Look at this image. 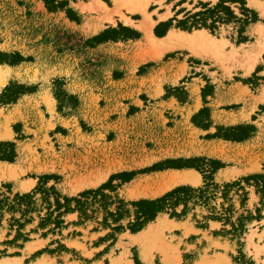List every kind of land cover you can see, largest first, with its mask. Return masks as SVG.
I'll use <instances>...</instances> for the list:
<instances>
[{
    "label": "rangeland",
    "instance_id": "rangeland-1",
    "mask_svg": "<svg viewBox=\"0 0 264 264\" xmlns=\"http://www.w3.org/2000/svg\"><path fill=\"white\" fill-rule=\"evenodd\" d=\"M56 1L55 5L64 3L62 8L48 6L45 0H0V53H19L25 59L19 65L0 64V82L3 77L6 80L0 98L12 86L33 91L22 95L15 104L0 103V144L15 143L18 155L14 163L0 161V188L10 186L13 194H27L44 182L47 187L55 186L62 196L74 198L99 189L112 176L140 173L127 184L115 179L117 192L107 191L131 204L161 198L182 186H205L203 174L190 169L202 176L201 185L183 184L154 195L171 175L169 171L187 170L169 168L141 173L157 164L175 167L183 165L180 160L199 159L197 166L218 161L227 169L219 177L216 174L220 170L211 176L218 190L209 204L194 205L192 201L182 218L163 213L142 230L153 227L148 242L152 254L148 259L135 241L142 231L134 234L128 229L133 216L120 223L125 228L121 233L101 227L100 213L86 225L70 226L47 238L42 237L43 231L30 233L38 225L36 221L25 231L30 234V241L14 245L10 242L16 232H10L11 215L6 214L0 227V263L264 264V192H259L251 182L243 183L244 191L234 188L226 198L223 196L227 184L264 176V162L250 157L251 150L226 144L211 149L205 144L219 128L250 125L256 128L250 139L257 137L250 149L264 153V60L255 72L247 70L257 58L252 43H264V0L246 2L258 14L259 21L245 29V43H239V24L223 25L216 34L202 29L220 40L221 52L217 57L211 52L201 56L182 47L164 55L162 50L158 56L144 32L126 25L120 13L138 25L155 22L154 34L160 24L171 20L174 23L170 30L189 34L199 30L178 29L177 21L183 20L187 12L201 11V3L216 5L221 0H148L145 12L135 13L117 8L113 0ZM229 6L240 13L241 3ZM180 12L183 13L179 15ZM106 31L109 33L98 39ZM178 62L187 64L186 74L178 76ZM160 88L164 99H175L177 106L187 108L183 115L188 117L187 122L180 113H160L154 109L134 117L141 107H152L148 95ZM60 89L67 96L58 100L56 94ZM216 91L219 103L209 106ZM135 101L142 102V106H134ZM204 109L208 113L201 122L209 126L207 131L192 122ZM237 112L238 115L234 114ZM216 114L222 116L224 124L215 122L214 118L221 119ZM258 129L263 134L257 135ZM211 152L220 153L228 163L204 156ZM103 156L112 160L107 177L97 186L74 191L71 185L99 172ZM168 161L172 164H166ZM246 165L255 172L242 174L244 169H240ZM164 172L167 173L161 174ZM44 176L52 179L42 180ZM22 183L33 185L26 191ZM128 209L134 215L131 205ZM183 209L180 206L177 212L181 214ZM213 217L222 218L215 221ZM158 219L166 227L164 223L157 227ZM66 222H79V215H68ZM60 244L66 250L58 249Z\"/></svg>",
    "mask_w": 264,
    "mask_h": 264
},
{
    "label": "trees",
    "instance_id": "trees-1",
    "mask_svg": "<svg viewBox=\"0 0 264 264\" xmlns=\"http://www.w3.org/2000/svg\"><path fill=\"white\" fill-rule=\"evenodd\" d=\"M45 2L48 6L51 5L53 8H62L64 5V3L59 2L55 5L57 2L56 0H45ZM246 2L247 0H221L216 5L201 3V11L196 13L187 12L183 20L177 21V28L187 32L206 29L212 34H216L220 31L221 26L235 23L242 26V30L239 32L241 35L239 43H245L247 42L246 37L243 36L245 29L251 24L259 21L258 14L249 9ZM230 3H241L239 14L229 6ZM181 13L183 12H180L179 15ZM173 23L174 20L160 24L155 29V35L158 38L165 37L173 26ZM162 27H166V30L162 31ZM125 30L126 32H130L128 29ZM107 33L109 32H104L98 39L105 36ZM2 58L5 59L2 60ZM24 61L25 59L19 53L10 56L0 53V64L7 63L14 66ZM32 92V90L24 86L8 87L0 98V103L3 105L15 104L22 95ZM64 96L67 95L61 89L56 94L58 100L60 97ZM206 113H208L207 109L202 110L193 118L192 122L196 127L207 131L209 130V126L201 122ZM206 120L210 121L209 118ZM218 131L219 132L214 135H209L208 139H222L229 142L241 143L254 136L256 128L247 125L219 128ZM17 157L15 143L7 142L0 144V161L14 163ZM199 161V159L180 160V163H183V165L175 167H164L165 164H157L151 169H146L141 173L163 171L169 168L197 169L204 176V187L194 189L192 187L182 186L174 189L161 198L155 200H140L131 204H127L124 200L120 199L118 195L111 196L107 194V191L111 193L117 192L118 188L113 185L115 179L118 178L122 180L123 184H127L134 180L140 173H122L112 176L110 181L99 189L85 191L74 198L62 196L55 186L47 187V183L44 182H40L35 190L27 194H13L10 186H4L0 188V227L2 226L5 215L10 214L9 230L10 232H16L15 238L10 244L16 245L20 241L24 243L30 241V234L25 233V231L28 226L34 225L36 221H38V225L32 229L30 233H39L43 231L42 237L47 238L49 235L61 234L64 229L70 226L86 225V222L92 221L96 215L102 213L103 221L99 224L105 229L112 230V233L123 232L125 228L120 225V223L124 219H131L133 216V221L130 222L128 229L135 234L142 231L149 223L155 221L160 214L168 213L172 218H182L186 215L190 202L195 201L194 205H207L216 197L215 194L217 193L218 186L213 183L211 176L223 169L224 165L218 161H209L211 162L210 165L205 163L204 167H201L196 165ZM171 162L172 161H168L166 164H172ZM207 173L209 176H206ZM50 179H52L50 176L42 177V180L48 181ZM251 182L254 183L259 192H264V176L257 175L224 186V198H226L234 188H237L238 191H244L243 183L250 185ZM247 195L248 193H245V197H247ZM129 205L134 208V215H132L131 210L128 209ZM180 206L184 207L181 214L177 212ZM226 212H230V210ZM71 214H78L79 222L67 224L66 217ZM213 218L215 221H220L222 217ZM234 231H237V229H234ZM112 236H114V234L108 235V237ZM58 249L62 251L66 250L61 244Z\"/></svg>",
    "mask_w": 264,
    "mask_h": 264
},
{
    "label": "crops",
    "instance_id": "crops-1",
    "mask_svg": "<svg viewBox=\"0 0 264 264\" xmlns=\"http://www.w3.org/2000/svg\"><path fill=\"white\" fill-rule=\"evenodd\" d=\"M99 2H101V0H98ZM114 1V0H113ZM249 2L250 1H260V0H248ZM91 3V1L90 2H88V4H90ZM102 3V2H101ZM98 5H101V4H99V3H97ZM101 7H104V6H101ZM120 15H121V18H122V20H123V16H125L124 14H122V13H120ZM125 17H127V16H125ZM127 18H129V17H127ZM130 19V18H129ZM108 20H111L112 21V19L111 18H109ZM124 21V20H123ZM133 21V20H132ZM134 22V21H133ZM150 22V21H149ZM149 22H147V23H149ZM153 22V21H152ZM153 23H155V22H153ZM126 24V23H125ZM126 25H128V24H126ZM129 25H131V24H129ZM140 25V24H139ZM138 24H133V26H135L136 28H138V26H139ZM155 25V24H154ZM153 28H154V26H153ZM139 29V28H138ZM141 30V29H140ZM200 31V30H199ZM201 31H205V30H201ZM152 32H153V29H152ZM197 31H195L194 33H196ZM194 33H189V34H187V33H185V32H178V31H176V30H169L168 31V33H167V35L164 37V38H168L169 36H171V35H173V36H177V37H180V36H184V37H186V36H189V35H191V34H194ZM205 33L208 35V36H210L211 38H213L211 35H209L208 33H207V31H205ZM261 33L263 34V36H264V30L262 29V31H261ZM153 35H155L154 33H153ZM155 37H157V36H155ZM213 39H215V38H213ZM216 40V39H215ZM218 42L220 41V40H217ZM148 44H150L149 42H148ZM151 45V44H150ZM184 46V47H183ZM252 46H253V53H257V58L255 59V61L253 62V63H250L252 66H250V68L252 67V69L250 70L251 71V73H253V72H255V70H256V68H257V66L260 64V62L262 61V60H264L263 59V55H264V43L262 44V45H258L257 46V44H256V42L255 43H252ZM152 47V46H151ZM180 47H182V48H189L192 52H194L195 54H198V55H201V56H207V54L208 53H210V52H204L205 54H200V53H198V52H196V51H194L192 48H190V47H188L186 44H181V43H176V44H173V45H170V46H168V47H166V49H162V50H164V52L162 53V55H164L166 52H170V51H174V50H176V49H180ZM153 48V47H152ZM153 49H155V48H153ZM155 50H157V49H155ZM161 50V51H162ZM161 53H159V51L157 50V55L159 56ZM190 56H192V55H190ZM214 56H218V55H215L214 54ZM196 58H200L201 60L203 59V58H201V57H196ZM175 66L179 69L178 71H177V74H178V76H180L179 74L180 73H187L188 72V66H187V64L186 63H184V62H178V63H175ZM249 69V68H248ZM249 73V72H248ZM162 88H160V89H156V91L155 92H151V93H149L150 95H148V100H149V103H150V106L152 105V107H146V106H143V107H146V109H143L142 107H141V110L140 111H138L136 114H135V116L134 117H136V118H139L138 116H141V115H144V114H146L147 112H149L151 109H154V110H156V111H158V112H160V113H166V112H168V111H173V112H175V113H180V114H182V116L183 115H185L184 114V111H186L187 110V108H185V107H179V106H177L176 104L178 103L175 99H171V98H165L164 99V92H162V90H161ZM219 95H218V92L216 91V93H215V95L211 98V100H212V102L211 103H209V106H216V105H218V103H219ZM132 104H134V106H137V107H140V106H142V102H140V101H135V102H133ZM260 104H262V103H260ZM194 112H196V110L194 111ZM213 113L215 114V112H214V109H213ZM234 114H236V115H238L239 113L237 112V113H234ZM217 116L216 117H220L221 119H222V116L220 115H218V114H216ZM133 117V118H134ZM183 117H185L186 118V122L188 121V117L187 116H183ZM216 120L215 118H214V120H215V122H217L218 124H224V121H223V119L222 120ZM179 122V121H178ZM180 123V122H179ZM197 129V128H196ZM206 133V132H205ZM261 134H263V133H260V131H259V129H258V133H257V135H261ZM257 143V137L255 136V137H253L252 139H250V140H248V141H245V142H241V143H237V142H229V141H225V140H222V139H207L206 140V142H205V144H206V147H210L211 149H216V148H221L222 146H224V144H226L227 146H232V147H236V148H241V149H243V150H251V154L249 155L250 157L251 156H254L255 158H259V160H260V162H264V153H262L261 151H259V150H252V149H250L253 145H255ZM208 145V146H207ZM204 156H206V157H209V158H213V159H217V160H221V162H223V163H228V160H226V157H224V156H221V154L220 153H213V152H211V153H204ZM103 163L102 164H100L99 165V172L98 173H96V174H103V173H105V172H108L110 169H111V167H109V165L111 164V162H112V160H111V158L110 157H108V156H103ZM9 166V165H8ZM227 169V168H226ZM226 169H221L217 174H216V177H219V176H221V174L224 172V171H226ZM242 169H244L243 170V172H242V174H246V171H249L250 170V168L246 165L245 166V168H241L240 170H242ZM102 172H101V171ZM185 172H193L195 175H194V177H195V180H196V183H179V184H175V185H173L171 188H174V186H179V185H183V184H190V185H196V186H198V184L199 185H201L202 183H203V180H202V176L198 173V172H194V170H190V169H187V170H179V171H169V173L168 174H171V175H169L168 177H167V179H171V178H175V177H178V176H180L181 174H183V173H185ZM249 172H255V171H249ZM165 173H167V172H164V173H161V174H165ZM92 174H95V173H92ZM92 174H89L88 176H90V175H92ZM108 174V173H107ZM200 176H199V175ZM107 177V176H106ZM80 178V177H79ZM78 178V179H79ZM77 179V180H78ZM201 180V181H200ZM82 181H85L84 179H82ZM33 185V184H32ZM99 185V184H98ZM87 186H89V185H87ZM95 186H97V185H95ZM162 186H163V184H162ZM71 187H72V189L75 191V189H74V185L72 186L71 185ZM84 187H86V186H84ZM84 187H80V188H78L76 191H78L79 189H81V188H84ZM171 188H169V189H171ZM168 190V189H167ZM166 190H164L162 193H164ZM135 191H133V193H134ZM161 193V194H162Z\"/></svg>",
    "mask_w": 264,
    "mask_h": 264
},
{
    "label": "bare ground",
    "instance_id": "bare-ground-1",
    "mask_svg": "<svg viewBox=\"0 0 264 264\" xmlns=\"http://www.w3.org/2000/svg\"><path fill=\"white\" fill-rule=\"evenodd\" d=\"M114 3H115L117 8H126L131 13H135L138 11L139 12H145L147 7H148V0H114ZM123 20L128 25L134 24V22L131 19H129L125 16H123ZM154 24L155 23L150 21L149 23H146V24H140L138 26V28L144 32V34L146 35L147 41L151 44V46L153 48L157 49L159 51V53L161 52L162 49H165L166 47H168L170 45H173L176 43H181V44H186L188 47L192 48L194 51H196L200 54H205L204 52L206 51V52H211L215 55H220V52H221L220 51L221 50L220 43L217 40L208 36L205 33V31L200 30V31H197L196 33L191 34V35L186 36V37H184V36L177 37V36L171 35L168 38H164V37L158 38V37H155V35H153V32H152ZM251 69H252V67L247 69L248 72H250ZM5 81H6L5 77H3V80L0 82V91L4 87ZM12 175H14V174H12ZM107 175H108L107 172H105L103 174H92L90 176H87L85 178V181H80V182H78L77 185L74 184V189L76 191L78 188L84 187L87 185H98L106 178ZM194 175L195 174L193 172H185L178 177L166 179V182L163 184L162 188L160 190L154 192V195H160L164 190L171 188L175 184H179V183H183V182L194 184V183H196ZM21 187H22V189L27 191L32 187V183H22ZM140 192H142V191H140ZM138 194H140V193L138 192ZM141 194H143V192ZM163 223H164L163 220L158 219L157 227H159V228H160V226L163 227L162 226ZM164 225H165V223H164ZM164 227H166V225ZM161 229H163V228H161ZM152 231H153V227H150L147 231H144V232L142 231L141 234L135 238V241H137L141 245V247L143 248V256L145 259L149 258L150 252L152 254V251H151L152 249L149 248L150 245H148V242L150 244L149 240H150V235H151ZM155 231H157V229ZM149 249H150V251H149ZM0 264H7V262L3 261Z\"/></svg>",
    "mask_w": 264,
    "mask_h": 264
}]
</instances>
